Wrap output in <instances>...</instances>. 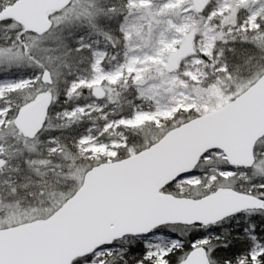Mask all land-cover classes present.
Masks as SVG:
<instances>
[{
	"label": "snow or ice",
	"instance_id": "snow-or-ice-1",
	"mask_svg": "<svg viewBox=\"0 0 264 264\" xmlns=\"http://www.w3.org/2000/svg\"><path fill=\"white\" fill-rule=\"evenodd\" d=\"M0 264H264V0H0Z\"/></svg>",
	"mask_w": 264,
	"mask_h": 264
},
{
	"label": "rangeland",
	"instance_id": "rangeland-1",
	"mask_svg": "<svg viewBox=\"0 0 264 264\" xmlns=\"http://www.w3.org/2000/svg\"><path fill=\"white\" fill-rule=\"evenodd\" d=\"M88 39H90V40H96V39H99L96 35H91L90 37H88ZM104 44H105V41L103 40V39H100V46L101 47H103L104 46Z\"/></svg>",
	"mask_w": 264,
	"mask_h": 264
},
{
	"label": "water",
	"instance_id": "water-1",
	"mask_svg": "<svg viewBox=\"0 0 264 264\" xmlns=\"http://www.w3.org/2000/svg\"><path fill=\"white\" fill-rule=\"evenodd\" d=\"M27 15H31L32 14V10H26V13Z\"/></svg>",
	"mask_w": 264,
	"mask_h": 264
},
{
	"label": "trees",
	"instance_id": "trees-1",
	"mask_svg": "<svg viewBox=\"0 0 264 264\" xmlns=\"http://www.w3.org/2000/svg\"><path fill=\"white\" fill-rule=\"evenodd\" d=\"M118 21L116 19H113V21H111L112 25L114 26Z\"/></svg>",
	"mask_w": 264,
	"mask_h": 264
}]
</instances>
